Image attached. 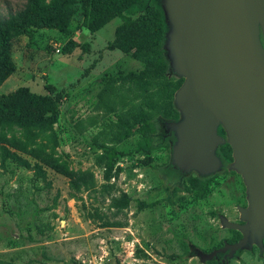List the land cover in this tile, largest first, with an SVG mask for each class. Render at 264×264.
Here are the masks:
<instances>
[{"label":"rangeland","instance_id":"rangeland-1","mask_svg":"<svg viewBox=\"0 0 264 264\" xmlns=\"http://www.w3.org/2000/svg\"><path fill=\"white\" fill-rule=\"evenodd\" d=\"M24 2L0 0V15L19 10ZM124 15L134 18L137 10ZM122 22L115 18L90 34L75 18L69 35L30 29L13 42L16 72L0 86V97L21 87L45 94L47 85L53 87V95L61 93L50 146L70 168L92 172L94 182L72 197L63 176L48 168L42 175L18 166L0 151V264H219L202 263L198 254L237 237L238 232L221 227L218 216L239 222L237 207L246 205L239 175L222 171L199 183L190 173L184 180L190 191L170 197L166 188L171 184L144 166L145 155L136 151L142 136L120 139L123 130L117 117L132 124L139 106L149 109L146 93L124 80L144 65L110 47ZM70 41L78 46L65 54ZM84 43L89 44L86 53ZM179 82L173 78L151 88L164 91L162 100L167 103L159 112L170 120L176 111L168 101ZM104 147L123 153L109 178ZM150 157L159 167L169 162L170 153L158 148ZM123 194L129 204L116 208ZM261 257L264 250L253 247L228 264H264Z\"/></svg>","mask_w":264,"mask_h":264},{"label":"water","instance_id":"water-1","mask_svg":"<svg viewBox=\"0 0 264 264\" xmlns=\"http://www.w3.org/2000/svg\"><path fill=\"white\" fill-rule=\"evenodd\" d=\"M160 6L169 68L182 79L173 95L178 119L165 122L174 136L170 163L183 174L214 175L223 170L217 149L227 144L226 169L244 186L239 222L218 216L240 239L198 254L205 263L227 251L228 264L243 250H264V0H160Z\"/></svg>","mask_w":264,"mask_h":264},{"label":"trees","instance_id":"trees-1","mask_svg":"<svg viewBox=\"0 0 264 264\" xmlns=\"http://www.w3.org/2000/svg\"><path fill=\"white\" fill-rule=\"evenodd\" d=\"M132 9L137 10V15L134 18L126 17L124 14ZM75 18L81 20L82 26L90 34L98 32L115 18L122 19L123 22L115 29L110 47L144 65L139 73L131 72L124 80L146 93L149 109L144 110L139 106V112L132 124L117 117L118 125L123 130L120 139L141 135L142 144L136 151L145 155L142 164L154 168L162 180L171 184L166 188L170 197L177 191L189 192L184 182L189 174L181 173L170 160L162 166H153L150 157L151 152L158 148H166L170 153L174 142L173 134L165 126V122L170 119L159 112L161 106L167 103L163 101L166 99L165 93L160 89L151 91L159 81L164 83L177 78L171 73L164 50L167 26L160 0H25L19 10L8 13L7 16L0 15V86L16 72L11 49L20 35L27 34L30 29L55 30L69 35L70 24ZM77 46V43L70 41L63 52L68 54ZM88 49L89 44L84 43L83 53L88 52ZM180 80L176 90L182 83V79ZM45 90V94H37L21 87L0 97V151L5 159L12 160L18 166L33 169L42 175L44 168H48L63 176L68 181L70 195L75 197L77 193L93 186L94 175L90 171L74 170L65 161L54 156L50 144L54 140V126L58 121L59 103L63 95H53L54 89L51 85L45 86ZM160 100L163 101L161 104ZM168 104L174 108L173 98ZM174 110L176 111L175 108ZM177 119L176 111L174 119L171 120ZM218 134L224 137L221 128L218 129ZM104 152L105 177L109 178L114 161L122 157L123 153L112 147H104ZM22 155L28 156L32 162ZM217 155L223 163L222 171L228 172L226 166L232 161L230 147L227 144L219 146ZM214 175L197 176V182L207 183ZM129 201L123 194L114 206L119 209L126 208ZM240 237L238 233L234 241ZM239 254L240 252L237 255ZM261 259L264 263V257Z\"/></svg>","mask_w":264,"mask_h":264},{"label":"flooded vegetation","instance_id":"flooded-vegetation-1","mask_svg":"<svg viewBox=\"0 0 264 264\" xmlns=\"http://www.w3.org/2000/svg\"><path fill=\"white\" fill-rule=\"evenodd\" d=\"M234 242H236V241H234ZM226 253H227V251L225 253H219V254H217V256L215 258L216 261H219L220 263H223L224 262V264H225L226 263V260L224 259V256L226 255ZM235 257H237V256H235Z\"/></svg>","mask_w":264,"mask_h":264}]
</instances>
